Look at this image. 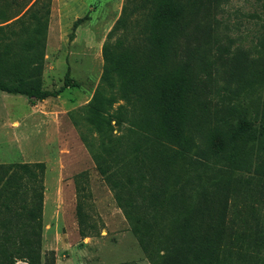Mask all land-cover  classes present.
<instances>
[{
	"label": "trees",
	"instance_id": "16d2710c",
	"mask_svg": "<svg viewBox=\"0 0 264 264\" xmlns=\"http://www.w3.org/2000/svg\"><path fill=\"white\" fill-rule=\"evenodd\" d=\"M42 1L0 12L12 17L0 23V90L32 103L77 86L41 87L51 0ZM223 1L126 0L103 47V87L86 109V147L151 264H264V225L252 223L254 203L264 205V54L255 68L232 62L249 98L262 91L254 111L215 108L201 75ZM223 119L229 133H213ZM252 168L257 183L245 177ZM44 194V163L0 164V264H42ZM76 209L87 237L94 225L82 197Z\"/></svg>",
	"mask_w": 264,
	"mask_h": 264
},
{
	"label": "rangeland",
	"instance_id": "374dc122",
	"mask_svg": "<svg viewBox=\"0 0 264 264\" xmlns=\"http://www.w3.org/2000/svg\"><path fill=\"white\" fill-rule=\"evenodd\" d=\"M21 2L0 0V12L12 16ZM45 3L46 0L41 2ZM125 3L126 0H51L41 87L57 91L66 79L77 86L35 103L0 90V164L45 165L42 264H53V255L54 264H151L85 143L93 136L86 109L96 90L103 87V47ZM86 16L73 29L74 23ZM10 18L0 17V23ZM212 28L201 51L202 60L207 63L201 75L208 77L210 100L215 108L246 102L254 111L261 102L262 91L249 98L239 88L232 62L238 56L255 60L252 68L258 66L264 54L262 2L223 1L215 12ZM210 117L218 124L219 120L215 122L214 116ZM225 120L219 126L211 125L212 132L229 133L232 124L228 126ZM123 132L126 133L125 128ZM252 172L253 168L244 173L245 177H253L257 183ZM216 194L225 196L222 191ZM81 197L88 225H94L87 237L80 232L76 214ZM261 203H254L260 211L257 220L256 215L252 217L253 224L264 225Z\"/></svg>",
	"mask_w": 264,
	"mask_h": 264
},
{
	"label": "crops",
	"instance_id": "0c3cea01",
	"mask_svg": "<svg viewBox=\"0 0 264 264\" xmlns=\"http://www.w3.org/2000/svg\"><path fill=\"white\" fill-rule=\"evenodd\" d=\"M54 4H55V1H54ZM59 16L61 17V14ZM53 17H54V11H53Z\"/></svg>",
	"mask_w": 264,
	"mask_h": 264
}]
</instances>
